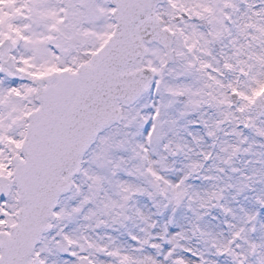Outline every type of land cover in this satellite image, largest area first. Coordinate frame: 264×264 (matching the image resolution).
I'll use <instances>...</instances> for the list:
<instances>
[{
    "label": "snow or ice",
    "instance_id": "snow-or-ice-1",
    "mask_svg": "<svg viewBox=\"0 0 264 264\" xmlns=\"http://www.w3.org/2000/svg\"><path fill=\"white\" fill-rule=\"evenodd\" d=\"M0 264H264V0H0Z\"/></svg>",
    "mask_w": 264,
    "mask_h": 264
}]
</instances>
